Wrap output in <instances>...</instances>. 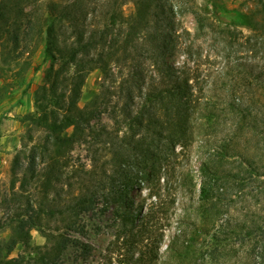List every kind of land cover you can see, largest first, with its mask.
I'll list each match as a JSON object with an SVG mask.
<instances>
[{"label": "trees", "instance_id": "1", "mask_svg": "<svg viewBox=\"0 0 264 264\" xmlns=\"http://www.w3.org/2000/svg\"><path fill=\"white\" fill-rule=\"evenodd\" d=\"M219 7L218 0H0L6 70L20 59L17 73L29 69L43 35L49 60L35 93L38 114L24 116L43 136L23 144L12 164L19 208L7 223L17 232L11 248H22L0 255V264H62L80 216L123 201L107 246L114 264H210L245 238L264 264V218L234 225L228 196L261 175L237 149L255 141L264 150V0L232 18ZM187 12L193 32L179 19ZM94 71L99 92L81 106ZM104 113L111 126L100 123ZM76 142L87 144L88 165L73 156ZM144 182L150 201L138 219L143 208L129 198Z\"/></svg>", "mask_w": 264, "mask_h": 264}, {"label": "rangeland", "instance_id": "2", "mask_svg": "<svg viewBox=\"0 0 264 264\" xmlns=\"http://www.w3.org/2000/svg\"><path fill=\"white\" fill-rule=\"evenodd\" d=\"M60 2L61 0H53ZM177 1V0H175ZM185 1V0H183ZM222 7L218 12L228 18L234 17L235 11H244L253 4V0H218ZM132 10V4L125 5V11ZM182 25L193 32L195 21L193 15L189 12L179 16ZM39 44L36 52L32 56V64L27 70L17 73L18 65L6 70L7 66L3 63L0 56V255L1 258L7 259L16 256L21 251V245L17 244L11 248V240L17 237L16 228L7 222L8 217L19 208L18 204L11 200L12 189L17 190L19 181L13 186L12 164L14 156L22 149V145L30 146L34 142L41 140L43 130L36 126L32 121L24 119L27 113L38 114L34 105L35 93L41 91L45 84L44 73L48 67L49 60L44 59L45 40ZM71 40H74L72 38ZM208 49V48H207ZM99 72H92L86 79L83 87L79 104L84 105L91 97L99 92ZM100 123L111 126L112 120L107 113L102 114ZM200 148L194 146L192 149L191 164L197 168L202 158ZM241 155L254 158L260 167L261 175L249 179L242 187L238 184L232 186L229 191L230 214L233 216V224L245 221L247 225L253 221L264 218V150L257 148L255 141L251 144L238 147ZM74 157L79 158L86 165L89 164L88 146L82 142H76L72 150ZM232 159L231 166L237 165ZM36 198L39 193L34 192ZM130 202H135L142 206V210L137 214L140 219L150 199L147 198V185L142 183L140 189L133 188ZM23 206V202H20ZM127 203H112L106 210H102L101 204L86 213H83L78 225L73 231L68 233L69 242L66 249L60 256L62 264H109L115 263L116 255L109 257L107 246L114 238L115 232L119 227L120 213L126 208ZM244 210L245 215L241 214ZM56 222L52 220L51 225ZM173 229L165 230V238L159 248L160 260L167 256L166 243L168 233ZM32 240L35 244H42L44 238L32 230ZM252 242L245 238L243 241L234 239L226 249L222 250L216 259H211L210 264H259V259L250 253ZM171 262V261H169ZM168 264V262L166 263ZM261 264V263H260Z\"/></svg>", "mask_w": 264, "mask_h": 264}]
</instances>
